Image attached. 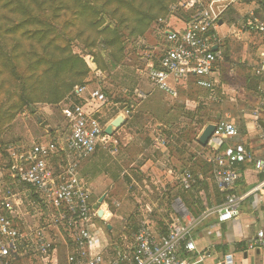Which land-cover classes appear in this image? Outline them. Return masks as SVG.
Segmentation results:
<instances>
[{
	"label": "built area",
	"instance_id": "built-area-1",
	"mask_svg": "<svg viewBox=\"0 0 264 264\" xmlns=\"http://www.w3.org/2000/svg\"><path fill=\"white\" fill-rule=\"evenodd\" d=\"M260 1L264 5V0ZM213 2L208 5L204 0H183L181 7L188 19L181 22V28L161 31L164 47L157 63L137 71L148 90L134 89L136 99H147L155 89L174 97V84L193 78L198 88L219 101L213 75L221 60L217 30L223 10L213 11ZM240 2L229 0V4ZM241 32L263 34L264 19L249 11L242 18ZM258 93L257 104L241 111L243 118L249 116L255 125L264 109V89ZM107 102L99 88L75 86L60 105L68 128L65 138L33 140L26 147L8 146V166L5 172L0 170V264H43L41 258L56 247L69 249L67 264H192L195 258L206 259L204 254L196 253L194 230L212 215L218 223L239 217V204L245 196L231 193L241 179L236 166L253 160L240 141L238 122L224 117L212 123L215 130L205 147L214 183L225 194L223 203L198 218H180L177 214L184 208L174 202L175 207L164 222V234L154 231L149 221L142 219L130 237L105 236V230L97 223L102 219L92 210L91 192L77 172L81 163L96 152L104 134L97 113ZM260 139L264 143V134ZM165 145L161 137L154 141L155 148ZM253 164L256 171L264 170V161L254 160ZM177 174L182 191L192 192L197 187L199 180L192 171L184 169ZM262 190L264 180L251 192ZM24 201L37 219L28 216ZM104 225L107 226L105 221ZM256 250L264 251L261 230L245 246V251ZM213 264H234V259L226 255Z\"/></svg>",
	"mask_w": 264,
	"mask_h": 264
},
{
	"label": "rangeland",
	"instance_id": "rangeland-1",
	"mask_svg": "<svg viewBox=\"0 0 264 264\" xmlns=\"http://www.w3.org/2000/svg\"><path fill=\"white\" fill-rule=\"evenodd\" d=\"M82 1H88L96 10L92 12L93 15L88 14L84 21H77L82 9L74 4V0L49 2L45 12L42 10L39 12L44 20L41 29L48 32L41 45L44 57L51 60V55L55 53L46 47H51L55 42L56 46L64 50L60 56L77 57L83 62L87 73L81 81L91 88H99L106 96L109 102L107 104L118 105L128 100L134 103L137 101L133 95L134 89L144 88L146 84L145 80L139 79L137 71L157 63L164 47L161 31L164 28H181L183 26L181 22L186 20L187 15L181 7L183 0H167L163 7L148 8L147 11L144 4L143 8H139L141 11H138L139 4L144 0H123L125 3L132 2L134 6L132 9L116 4L115 0ZM211 1L213 0H204L208 5ZM228 1L214 0L213 11ZM237 4L240 5L237 9H228L219 16L222 24L217 35L223 38V49L215 94L220 101H214L208 91L196 88L192 81L187 87L182 86L178 89V93L185 95L186 98H180L181 103L178 104L177 114L172 120L175 133L171 137H164V140L167 142L166 147L170 146L172 152L180 158L184 156L188 162L196 152H200L199 149L194 150L187 145L188 143L193 145L202 122L216 121L224 117L238 122L242 119L241 111L250 110L256 103L258 92L264 89V57H261V54H264V34L241 32L243 16L253 10L264 19V8L259 5L260 0H241L240 4ZM117 8H120V13H115ZM51 9H56L57 12H51ZM123 13L126 15L122 16ZM140 14L141 19H138ZM143 14L148 15L142 18ZM149 17L156 19L148 25ZM94 20L103 23L102 28L109 26L110 32H105L101 36L99 32L102 28L94 30L93 26L88 25L89 21L95 22ZM27 42L31 46V41ZM110 64H116V67L112 69ZM77 66L80 67L81 63ZM55 68L45 66L43 70L47 73L36 88L24 92H19V89L11 101L6 102L4 108H0V170L5 172L8 166V146L26 147L36 138L48 141L55 136L63 139L68 134L67 123L60 113V105L67 96L63 87L78 80L74 79V69L69 71V64H65L57 71ZM99 81H102L103 87H97ZM21 95L32 100L33 109L30 111V107L24 105L15 117L7 119V115L3 116V113L12 104L17 103V98ZM57 97H60V101L56 104L45 102ZM186 105H189L187 109ZM104 122L103 119L100 120L102 126ZM202 150L207 152L206 149ZM98 159L89 157L83 161L80 165V177L85 176L89 165ZM190 163L195 164L188 168L192 172L194 167L203 164L198 160ZM177 176V173L173 176V185L177 189L176 194H181ZM139 181V185L124 184V187L126 186L124 190L128 192L125 197L128 200L127 205L125 204L126 212L122 205L120 208L113 206L117 196L108 193L107 205L102 206V210L115 215L112 221L114 228L111 231L113 237L117 236L119 229L120 234L130 237L141 219H147L152 229L157 231L158 227H163L172 213L170 205L172 200L166 205L164 193L158 192L154 185V176L145 175ZM91 189L95 196L100 192L97 184H91ZM24 206L28 216L37 219L35 211L27 206L26 201ZM125 213H128L127 217L124 216ZM129 216L131 220L125 224V219ZM97 223L105 230L104 220H97ZM106 223L111 225L109 220ZM69 253V249L65 247H56L41 258V261L43 264H67Z\"/></svg>",
	"mask_w": 264,
	"mask_h": 264
},
{
	"label": "crops",
	"instance_id": "crops-1",
	"mask_svg": "<svg viewBox=\"0 0 264 264\" xmlns=\"http://www.w3.org/2000/svg\"><path fill=\"white\" fill-rule=\"evenodd\" d=\"M226 6L227 8L225 9ZM237 6L240 5L237 3L229 4L228 1L221 8L218 7L215 12L219 13L223 10L222 14H224L228 9H237ZM219 39V50L222 53L223 38L219 37ZM219 70L220 62L217 72L213 75V79L217 82V85L220 75ZM191 81L198 88L193 78L179 81L174 84L176 90L174 97L155 89L150 92L145 100L136 99L137 101L134 103L128 100L127 102L123 101L122 104L111 106L110 104H106L98 111L97 117L105 121L103 124L104 129L118 116H123L125 122L111 137L102 135L96 152L91 156L98 157L99 159L94 164L89 165V172L87 170L85 176L80 177V166L78 168V177L87 184L91 192L92 201L95 200L96 202L105 194L106 198L102 205L104 207V205H107L108 193H113L117 196V200L114 201L113 206L120 208L122 205V209L126 212L128 200L125 197L128 192L124 190L126 187H124V184L139 185L140 179L142 180L145 175L151 174L155 177L154 185L157 191L163 192L167 199L166 205L169 203V200H172L170 205L173 211V204L178 200V203L187 212L185 216L188 218H198L210 209L223 203L225 194L214 183L212 178L213 167L207 162L208 153L202 150L205 148L197 144L196 139L193 145L189 143L187 145L194 148V150L195 148L200 150V152L195 153L190 162L198 160L202 161L203 164H199V167L193 168V173L199 180V183L192 192H184L180 189L181 194H176L177 189L173 185V176L195 164L188 162L189 160L184 159V156L178 157L176 153L171 151L170 146L154 147L156 138L161 137L164 139V137H171L175 133L172 120L177 114L178 104L181 103L180 98H186L185 95L178 93V89L182 86L184 88L187 87ZM97 83V87H103L102 81ZM141 90L147 91V85L145 84V87L141 88ZM186 106L185 109L189 105ZM126 112H128L127 115L125 114ZM243 120L245 128L243 133L241 132L240 141L251 153L253 161H264V143L260 139V136L264 134V120L257 123V125L251 121L249 116H245ZM201 130L198 129V135L201 133ZM50 131L49 129L48 132ZM33 140L38 141L43 140V138ZM106 147L109 150L105 149ZM253 161L236 166L241 174V179L237 182L231 193L245 196L239 204V217L226 223H218L214 215L207 217L194 230L192 236L197 250L196 253L204 254L206 259L200 261L198 258H195L191 261L192 264H213L226 255L233 256L234 264H264V251H245L246 243L255 236L258 230L264 233V190L251 192L264 180V170L256 171ZM91 184L98 185V191L100 190V192L97 196H95L91 189ZM110 204L112 205L111 202ZM127 214L125 213L124 216L127 217ZM177 215L180 218L185 217ZM129 218L130 216L125 219V224L130 222ZM114 219L115 215L110 213L109 221L112 230L114 228L112 224ZM123 229L125 230L126 228L124 227ZM120 233L119 229L117 235Z\"/></svg>",
	"mask_w": 264,
	"mask_h": 264
},
{
	"label": "trees",
	"instance_id": "trees-1",
	"mask_svg": "<svg viewBox=\"0 0 264 264\" xmlns=\"http://www.w3.org/2000/svg\"><path fill=\"white\" fill-rule=\"evenodd\" d=\"M52 1L58 2V0H0V108H4V104L6 102H10L11 98L14 97L19 89V92H24L31 88H36L37 85L41 83L44 74L47 73L45 70H43L45 66H49L50 69L56 67L55 71H57L65 64H69V71L74 69V79L78 81L63 87L65 92H67V96L72 92L75 86L87 85L81 81L87 73L86 68L84 67L83 62L77 57L63 58L60 56L64 50L56 46L55 42L52 43L51 47H46L55 53L51 55V60L46 59L43 55V52L41 51L42 42L45 40L48 32L41 29L44 20H42L40 17L39 12H41V10L45 12L47 3ZM166 1L167 0H144L139 4L138 11H141L139 8H143V4L147 7V11L148 8H158L159 6L163 7ZM114 2H116V4H120L121 6H127V8L130 9L134 7L132 2L125 3L123 0H115ZM74 4L78 6L79 9H82V12L79 14L80 18L79 20L77 19V21H84L86 18H88V14H92L93 11H96L89 5L88 1L84 2L82 0H74ZM259 5L264 8L262 3ZM115 11V13H120V8H117ZM51 12H57V10L51 9ZM161 12H164V10H161ZM121 15L125 16L126 13ZM256 15H258V13H256ZM140 16L141 14L138 15V19H141ZM146 16L143 14L142 18H146ZM147 19H149L147 22L149 25V23L154 21L156 18L154 20L152 18L150 19V17ZM186 19H188V16H186ZM94 21L95 22L89 21L88 25L90 27L93 26L95 28L94 30L102 28L103 23H100L96 20ZM32 29L35 30L32 31ZM110 30L111 29L109 26H104L99 34L102 36V34L105 32H110ZM249 34L263 35L264 33ZM27 40L31 41V46H29ZM71 62H74V64ZM78 63H81L80 67L77 66ZM115 67L116 64H110V68L113 69ZM59 101L60 97H57L45 102L56 104ZM31 103L32 100L30 98L25 95H21L19 98H17V103L12 104V106L3 113V116L7 115V119L15 117L16 113H18L24 105L26 107H30L29 109L31 111V109H33ZM263 116L264 109L260 113L259 123L264 120ZM214 122L215 121L209 120L202 122L200 125V130L208 123ZM238 124L240 131L243 133V114L242 119L238 121ZM197 135L198 134L195 135L194 140L196 139ZM193 175L195 176L194 173ZM92 203H95V200H93ZM129 220H131V216ZM165 230V224L163 227L157 228V231L160 234H164ZM105 231L108 237L113 238L111 231H108L107 226H105ZM135 231L136 228L133 230V233ZM117 238L115 237V239ZM52 251L53 249L50 251V253Z\"/></svg>",
	"mask_w": 264,
	"mask_h": 264
},
{
	"label": "water",
	"instance_id": "water-1",
	"mask_svg": "<svg viewBox=\"0 0 264 264\" xmlns=\"http://www.w3.org/2000/svg\"><path fill=\"white\" fill-rule=\"evenodd\" d=\"M222 22H219V25H221ZM214 50H216V48H214ZM125 122V118L123 116H118L117 118H115L109 125H107L104 129V135L111 137L115 131L120 128ZM215 130V126L211 123V124H207L203 130L201 131V133L197 136L196 138V142L197 144H199L202 148H205L208 141L210 140L211 136L213 135ZM106 195H102L93 205H92V210L94 212H96L97 217L99 219L104 220L105 222H108V220L110 219V213L108 212L106 218H102L103 216V210H102V205L105 201ZM179 201L176 200L175 205H178ZM173 207H175L173 205ZM180 216H185L187 215V212L184 210V212L179 213ZM107 229L108 231L112 230V226L107 224Z\"/></svg>",
	"mask_w": 264,
	"mask_h": 264
},
{
	"label": "bare ground",
	"instance_id": "bare-ground-1",
	"mask_svg": "<svg viewBox=\"0 0 264 264\" xmlns=\"http://www.w3.org/2000/svg\"><path fill=\"white\" fill-rule=\"evenodd\" d=\"M107 214H108V212L103 211V216H102V218H106Z\"/></svg>",
	"mask_w": 264,
	"mask_h": 264
}]
</instances>
